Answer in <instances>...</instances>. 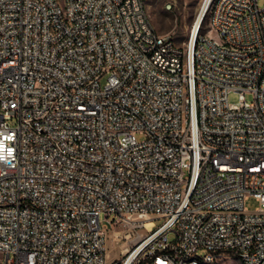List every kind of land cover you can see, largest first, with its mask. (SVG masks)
I'll return each instance as SVG.
<instances>
[{
  "label": "built area",
  "instance_id": "obj_1",
  "mask_svg": "<svg viewBox=\"0 0 264 264\" xmlns=\"http://www.w3.org/2000/svg\"><path fill=\"white\" fill-rule=\"evenodd\" d=\"M148 1L0 0V264H264V2L181 45Z\"/></svg>",
  "mask_w": 264,
  "mask_h": 264
},
{
  "label": "rangeland",
  "instance_id": "obj_2",
  "mask_svg": "<svg viewBox=\"0 0 264 264\" xmlns=\"http://www.w3.org/2000/svg\"><path fill=\"white\" fill-rule=\"evenodd\" d=\"M205 0H149L147 4L148 13L155 29L163 34H169L178 44H184L188 41L192 29L198 17L201 15ZM264 0H260L263 4ZM209 18L204 17L201 31L208 29ZM200 26V25H199ZM104 83V81H103ZM248 101L253 100L251 93L246 94ZM231 103H238L239 93L232 92L229 95ZM139 140L143 136L137 135ZM245 206L249 211H255L260 202L255 197H250L246 200ZM163 220H156V225H161ZM131 234L129 237L128 235ZM141 234L146 235L148 231L146 228H139L130 230L129 228H121L115 225L108 234V260L109 262L120 260L125 257L126 251L132 249L134 245L142 238ZM170 241H175L176 234L170 232L168 234ZM205 252L200 251L203 255ZM2 254L0 253V260ZM215 264H240L239 260L230 256L229 258H222Z\"/></svg>",
  "mask_w": 264,
  "mask_h": 264
},
{
  "label": "bare ground",
  "instance_id": "obj_3",
  "mask_svg": "<svg viewBox=\"0 0 264 264\" xmlns=\"http://www.w3.org/2000/svg\"><path fill=\"white\" fill-rule=\"evenodd\" d=\"M207 1H208V0H205L204 5H203L202 12L200 13L201 15L198 17V19H197V21H196V23H195V26H194V32H196L197 29L200 27L199 25L201 24V18H202V15H203V13H204L205 7H206V5H207ZM152 226H153V222H152V220L148 221V222H147V230H151ZM143 235H144V234H143ZM143 235L141 234V236H143ZM129 237H130V236H129ZM128 252H129V250L126 251V253H128Z\"/></svg>",
  "mask_w": 264,
  "mask_h": 264
},
{
  "label": "water",
  "instance_id": "obj_4",
  "mask_svg": "<svg viewBox=\"0 0 264 264\" xmlns=\"http://www.w3.org/2000/svg\"><path fill=\"white\" fill-rule=\"evenodd\" d=\"M203 15H204V13H203ZM203 15H202V18H203ZM202 18H201V20H202Z\"/></svg>",
  "mask_w": 264,
  "mask_h": 264
}]
</instances>
